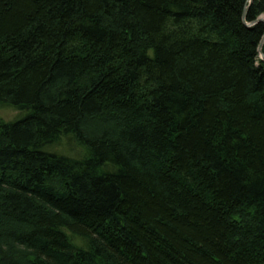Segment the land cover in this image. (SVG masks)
I'll return each mask as SVG.
<instances>
[{
    "label": "trees",
    "instance_id": "obj_1",
    "mask_svg": "<svg viewBox=\"0 0 264 264\" xmlns=\"http://www.w3.org/2000/svg\"><path fill=\"white\" fill-rule=\"evenodd\" d=\"M247 4L0 0V264H264Z\"/></svg>",
    "mask_w": 264,
    "mask_h": 264
},
{
    "label": "rangeland",
    "instance_id": "obj_2",
    "mask_svg": "<svg viewBox=\"0 0 264 264\" xmlns=\"http://www.w3.org/2000/svg\"><path fill=\"white\" fill-rule=\"evenodd\" d=\"M262 18V22L264 23V14L259 15ZM19 113V111L12 108H2L0 109V118L2 120H11L14 119Z\"/></svg>",
    "mask_w": 264,
    "mask_h": 264
},
{
    "label": "water",
    "instance_id": "obj_3",
    "mask_svg": "<svg viewBox=\"0 0 264 264\" xmlns=\"http://www.w3.org/2000/svg\"><path fill=\"white\" fill-rule=\"evenodd\" d=\"M250 1H251V0H248V3H249ZM247 8H248V4L244 7L243 15H242V19H243V21H244V23H245L246 25H252V24H254V23L262 22V21H263L262 18L258 16L254 21H252V22H250V23L245 22V20H244V16H245V12H246ZM263 42H264V33H263L262 37L260 38L259 45H258V48H257L258 53H259L261 59L264 61V54H262V52H261V46H262Z\"/></svg>",
    "mask_w": 264,
    "mask_h": 264
},
{
    "label": "bare ground",
    "instance_id": "obj_4",
    "mask_svg": "<svg viewBox=\"0 0 264 264\" xmlns=\"http://www.w3.org/2000/svg\"><path fill=\"white\" fill-rule=\"evenodd\" d=\"M258 52V51H257Z\"/></svg>",
    "mask_w": 264,
    "mask_h": 264
}]
</instances>
